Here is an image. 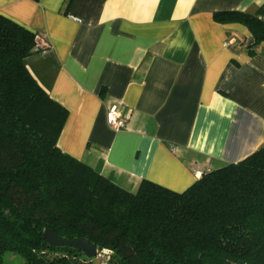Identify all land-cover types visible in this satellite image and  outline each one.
I'll return each instance as SVG.
<instances>
[{
    "label": "crops",
    "instance_id": "crops-1",
    "mask_svg": "<svg viewBox=\"0 0 264 264\" xmlns=\"http://www.w3.org/2000/svg\"><path fill=\"white\" fill-rule=\"evenodd\" d=\"M262 6L264 0H0V14L49 46L24 63L67 111L61 151L128 191L148 179L180 192L264 142V42L255 44L246 25L213 16L255 14ZM113 103L129 111L125 129L107 124Z\"/></svg>",
    "mask_w": 264,
    "mask_h": 264
},
{
    "label": "trees",
    "instance_id": "trees-1",
    "mask_svg": "<svg viewBox=\"0 0 264 264\" xmlns=\"http://www.w3.org/2000/svg\"><path fill=\"white\" fill-rule=\"evenodd\" d=\"M262 7L213 16L246 25L257 44ZM37 37L0 14V264L7 253L22 264H99L49 245L45 228L106 249L104 264H264V142L180 192L148 179L123 189L58 148L67 111L24 63Z\"/></svg>",
    "mask_w": 264,
    "mask_h": 264
},
{
    "label": "built area",
    "instance_id": "built-area-1",
    "mask_svg": "<svg viewBox=\"0 0 264 264\" xmlns=\"http://www.w3.org/2000/svg\"><path fill=\"white\" fill-rule=\"evenodd\" d=\"M257 19L264 23V6L262 10L257 14ZM73 18V17H72ZM75 19V18H73ZM37 44L39 46L38 52L44 54L49 50V46L43 38L37 37ZM230 44V40L224 41L223 46ZM129 119V111H125L123 104H110L106 110V121L108 126L115 131L125 129L127 127V122ZM174 146H171V150H174ZM108 251L106 249L96 250V255L93 258H88L89 260H98L99 264H104L106 255ZM88 262L87 264H89Z\"/></svg>",
    "mask_w": 264,
    "mask_h": 264
},
{
    "label": "water",
    "instance_id": "water-1",
    "mask_svg": "<svg viewBox=\"0 0 264 264\" xmlns=\"http://www.w3.org/2000/svg\"><path fill=\"white\" fill-rule=\"evenodd\" d=\"M43 238L49 245L52 246H68L72 247L84 254L86 258H93L96 255L97 247L95 244L90 243L86 239L78 238L72 240H64L57 237L49 229L43 230Z\"/></svg>",
    "mask_w": 264,
    "mask_h": 264
},
{
    "label": "rangeland",
    "instance_id": "rangeland-1",
    "mask_svg": "<svg viewBox=\"0 0 264 264\" xmlns=\"http://www.w3.org/2000/svg\"><path fill=\"white\" fill-rule=\"evenodd\" d=\"M4 264H22L23 260L14 254L7 253L4 257ZM93 264H97V262H94Z\"/></svg>",
    "mask_w": 264,
    "mask_h": 264
}]
</instances>
